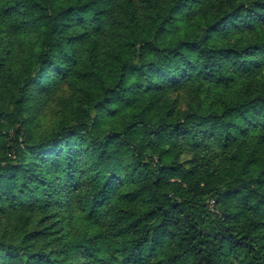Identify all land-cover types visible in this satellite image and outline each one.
Returning a JSON list of instances; mask_svg holds the SVG:
<instances>
[{
    "label": "trees",
    "instance_id": "16d2710c",
    "mask_svg": "<svg viewBox=\"0 0 264 264\" xmlns=\"http://www.w3.org/2000/svg\"><path fill=\"white\" fill-rule=\"evenodd\" d=\"M0 14L37 38L39 72L22 93L48 69L77 71L87 38L96 59L101 39L111 49L82 117L33 136L18 109L0 162V199L72 210L82 232L59 226L49 253L28 243L47 236L34 232L3 245L1 264H264V165L233 155L254 138L264 151V0H0ZM191 82L209 112L163 107ZM217 143L240 165L227 184L199 167Z\"/></svg>",
    "mask_w": 264,
    "mask_h": 264
},
{
    "label": "rangeland",
    "instance_id": "374dc122",
    "mask_svg": "<svg viewBox=\"0 0 264 264\" xmlns=\"http://www.w3.org/2000/svg\"><path fill=\"white\" fill-rule=\"evenodd\" d=\"M92 41V38H87L82 43L80 63L73 67L77 71L59 75L55 70L48 69L49 80L39 84L32 83L27 92L22 93L25 81L39 72L40 66L35 62V55L39 50L37 38L33 33L25 35L16 33L11 27L10 20L0 14V112L2 114L0 162L9 154L10 138L19 124V121L13 119L18 109L20 117L25 120V128L33 136L51 134L60 126L73 123L82 117L83 110L88 107L85 103L88 100V92L90 91L92 96L96 95L94 76L98 77L100 73H96L99 69H95V66H100L101 73L104 74L111 60V49L109 42H106L109 39H101L97 59L92 50V46L94 47ZM84 70H92L93 75H85ZM202 89V84L194 82L180 89L170 88L161 96L160 102L165 108H174L178 112L175 111L176 115L189 111L209 112L210 109L203 105ZM93 90L95 91L91 93ZM253 140L255 138L249 141L251 146L233 145L235 146L233 155L239 156L244 162L250 161L252 167L264 165V151L260 152L255 147L256 144L257 146L262 144ZM202 153L204 155L200 154L199 159L200 171H210L222 184L229 182L232 168L240 167L237 160L234 157L229 158V152L218 143L210 150H202ZM236 204H238L236 200L229 197V203L225 207L233 209ZM69 208L75 210L71 206ZM240 210L237 209L238 212ZM71 212L72 210L65 211L60 207L45 208L43 211L21 206L11 207L7 201L0 199V248L7 244L14 246L21 244L34 232H45L46 238L43 236L29 238L28 243L36 250H47L48 253L53 248L58 250L56 247L58 234L54 235L51 232H58V227L62 226L65 227L69 237H74L84 228L78 214ZM73 215H77L78 218ZM250 216L257 215L252 210H248L245 218ZM260 232L264 234V219ZM53 257L57 258L58 254L55 253Z\"/></svg>",
    "mask_w": 264,
    "mask_h": 264
},
{
    "label": "built area",
    "instance_id": "2783aa9c",
    "mask_svg": "<svg viewBox=\"0 0 264 264\" xmlns=\"http://www.w3.org/2000/svg\"><path fill=\"white\" fill-rule=\"evenodd\" d=\"M211 203H212V205H213L214 201H212Z\"/></svg>",
    "mask_w": 264,
    "mask_h": 264
}]
</instances>
